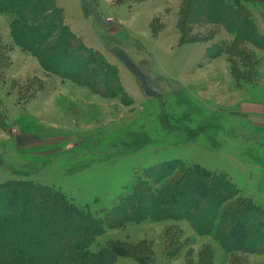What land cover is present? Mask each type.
<instances>
[{"label":"rangeland","instance_id":"374dc122","mask_svg":"<svg viewBox=\"0 0 264 264\" xmlns=\"http://www.w3.org/2000/svg\"><path fill=\"white\" fill-rule=\"evenodd\" d=\"M55 1L132 100L106 95L96 76L93 86L70 78L87 63L58 57L64 74L48 70L18 42L13 15L0 12V184L31 180L103 216L149 167L181 159L227 174L264 207V47L212 19L210 0ZM241 2L264 35V0ZM108 244L146 264H264L263 243L228 250L187 219L107 228L91 251Z\"/></svg>","mask_w":264,"mask_h":264},{"label":"trees","instance_id":"16d2710c","mask_svg":"<svg viewBox=\"0 0 264 264\" xmlns=\"http://www.w3.org/2000/svg\"><path fill=\"white\" fill-rule=\"evenodd\" d=\"M210 1L212 19L237 38L253 40L264 47V35L241 0ZM0 12L13 15L18 42L48 70L64 74L54 65L59 59L87 63L88 72L83 75L74 71L70 78L88 86L98 81L104 84L106 95L131 102L118 69L66 24L63 9L55 0H0ZM92 76L97 81H89ZM145 173L103 216H95L90 209L77 206L65 193L47 185L31 180L1 183L0 264H114L118 257L127 256L146 264L128 248L108 244L93 252L91 246L107 228H122L147 218L187 219L198 233L213 236L225 249L254 253L263 243L264 250V207L242 196L227 174L181 159L149 167ZM160 182L162 187L155 189L154 184ZM37 226L43 231L36 230ZM69 232L75 235L61 239Z\"/></svg>","mask_w":264,"mask_h":264},{"label":"crops","instance_id":"0c3cea01","mask_svg":"<svg viewBox=\"0 0 264 264\" xmlns=\"http://www.w3.org/2000/svg\"><path fill=\"white\" fill-rule=\"evenodd\" d=\"M258 30H259V28H258ZM263 35V34H262Z\"/></svg>","mask_w":264,"mask_h":264}]
</instances>
